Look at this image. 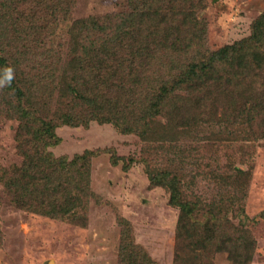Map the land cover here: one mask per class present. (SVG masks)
I'll return each mask as SVG.
<instances>
[{
    "label": "trees",
    "instance_id": "16d2710c",
    "mask_svg": "<svg viewBox=\"0 0 264 264\" xmlns=\"http://www.w3.org/2000/svg\"><path fill=\"white\" fill-rule=\"evenodd\" d=\"M3 1L2 12L9 6ZM76 2L11 4L55 15ZM199 5L127 0L116 12L73 22L61 60L45 44L52 34L38 27V12L13 15V32L0 35V75L11 67L15 77L0 89V117L18 121L21 162L0 170V186L17 208L85 226L98 152L69 158L49 147L60 143V122L112 123L145 143L139 159L117 157L114 164L143 163L150 184L165 188L179 210L176 264H209L206 251L214 245L236 264H249L256 239L233 218L245 213L252 170L235 163L250 152L254 159L264 141V12L249 37L213 48ZM120 224V264H158L135 242L131 222Z\"/></svg>",
    "mask_w": 264,
    "mask_h": 264
},
{
    "label": "rangeland",
    "instance_id": "374dc122",
    "mask_svg": "<svg viewBox=\"0 0 264 264\" xmlns=\"http://www.w3.org/2000/svg\"><path fill=\"white\" fill-rule=\"evenodd\" d=\"M5 1L9 6L4 12L0 9V21L3 23L0 35L8 37L13 32L10 26L14 18L38 12L35 13L38 27L48 35L52 34L45 44L58 50L57 60L68 53V29L73 22L116 12L127 2L77 0L73 6L68 5L66 10L51 15L47 11L48 14H43L33 9L27 13L28 8L23 5H12L13 0ZM201 2L202 5L198 6L200 18L206 21L208 41L213 48L249 37L254 21L264 12V0ZM48 4L51 2L48 1ZM18 20H21L20 17ZM5 110L6 106H0V114ZM17 122L0 117V170L21 162L14 139ZM54 136L60 143L49 147V150L56 156L73 158L89 150L98 152L91 160L90 193L93 197L85 213L88 216L86 225L70 224L23 211L6 197L0 186V264H120L121 218L131 222L135 242L144 246L158 264H176L179 210L171 205L170 193L165 188L150 184L143 163H134L129 168H125L122 161L114 164L117 157L128 161L139 159L145 143L136 134H125L112 123L96 121H91L88 126L60 122L55 127ZM262 144L256 147L254 159L253 152H250L247 157L244 156L246 162L241 159L242 163H235L242 170H252L245 213L233 218L243 232L256 239V251L249 264H264V141ZM228 161L233 160L224 158L222 163ZM196 234V239H200L202 231ZM208 248L207 263L236 264L228 253H216V245Z\"/></svg>",
    "mask_w": 264,
    "mask_h": 264
},
{
    "label": "clouds",
    "instance_id": "9594fccd",
    "mask_svg": "<svg viewBox=\"0 0 264 264\" xmlns=\"http://www.w3.org/2000/svg\"><path fill=\"white\" fill-rule=\"evenodd\" d=\"M14 78V69L11 67L5 69L3 74L0 75V89L11 86Z\"/></svg>",
    "mask_w": 264,
    "mask_h": 264
}]
</instances>
